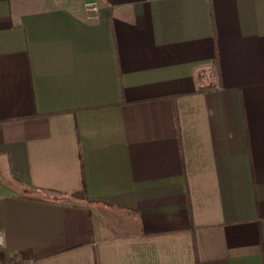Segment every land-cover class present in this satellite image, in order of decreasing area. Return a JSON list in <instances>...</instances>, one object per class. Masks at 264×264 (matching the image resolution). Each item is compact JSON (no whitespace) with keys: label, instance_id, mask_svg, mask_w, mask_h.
Segmentation results:
<instances>
[{"label":"crops","instance_id":"crops-1","mask_svg":"<svg viewBox=\"0 0 264 264\" xmlns=\"http://www.w3.org/2000/svg\"><path fill=\"white\" fill-rule=\"evenodd\" d=\"M86 1L0 0V264H264V0Z\"/></svg>","mask_w":264,"mask_h":264},{"label":"built area","instance_id":"built-area-1","mask_svg":"<svg viewBox=\"0 0 264 264\" xmlns=\"http://www.w3.org/2000/svg\"><path fill=\"white\" fill-rule=\"evenodd\" d=\"M98 11H99V4L95 0H89L85 2L84 14L88 20L95 18ZM3 246L4 244L0 246V248H2ZM14 264H23V263H14Z\"/></svg>","mask_w":264,"mask_h":264},{"label":"rangeland","instance_id":"rangeland-1","mask_svg":"<svg viewBox=\"0 0 264 264\" xmlns=\"http://www.w3.org/2000/svg\"><path fill=\"white\" fill-rule=\"evenodd\" d=\"M25 1L27 2V0H14V5L15 7H17L18 4L20 5V2L23 4L25 3ZM28 1L32 2V4L31 5L29 4L28 6H31L32 8H42L41 6H43L47 0H28ZM84 7H85V2L83 3V7H82L83 11H84Z\"/></svg>","mask_w":264,"mask_h":264},{"label":"trees","instance_id":"trees-1","mask_svg":"<svg viewBox=\"0 0 264 264\" xmlns=\"http://www.w3.org/2000/svg\"><path fill=\"white\" fill-rule=\"evenodd\" d=\"M216 66H217L216 61H214L213 62V68L216 69ZM216 88L217 87L215 85H208V86L202 87V88H200L198 90L203 91V90H212V89H216ZM174 113H175V118H176V110H175V108H174Z\"/></svg>","mask_w":264,"mask_h":264},{"label":"clouds","instance_id":"clouds-1","mask_svg":"<svg viewBox=\"0 0 264 264\" xmlns=\"http://www.w3.org/2000/svg\"><path fill=\"white\" fill-rule=\"evenodd\" d=\"M6 233L0 232V246H2L5 242Z\"/></svg>","mask_w":264,"mask_h":264}]
</instances>
